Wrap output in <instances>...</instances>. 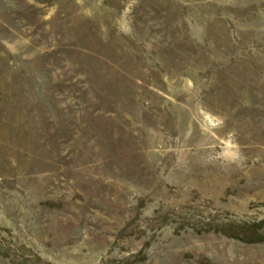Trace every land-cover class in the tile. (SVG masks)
Instances as JSON below:
<instances>
[{
	"label": "rangeland",
	"instance_id": "1",
	"mask_svg": "<svg viewBox=\"0 0 264 264\" xmlns=\"http://www.w3.org/2000/svg\"><path fill=\"white\" fill-rule=\"evenodd\" d=\"M0 264H264V0H0Z\"/></svg>",
	"mask_w": 264,
	"mask_h": 264
}]
</instances>
